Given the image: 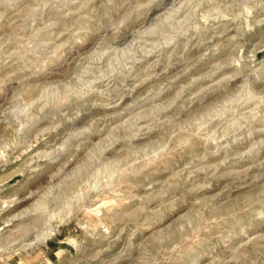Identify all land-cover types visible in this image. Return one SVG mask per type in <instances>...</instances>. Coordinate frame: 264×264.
Masks as SVG:
<instances>
[{"label": "rangeland", "instance_id": "rangeland-1", "mask_svg": "<svg viewBox=\"0 0 264 264\" xmlns=\"http://www.w3.org/2000/svg\"><path fill=\"white\" fill-rule=\"evenodd\" d=\"M0 264H264V0H0Z\"/></svg>", "mask_w": 264, "mask_h": 264}, {"label": "bare ground", "instance_id": "bare-ground-1", "mask_svg": "<svg viewBox=\"0 0 264 264\" xmlns=\"http://www.w3.org/2000/svg\"><path fill=\"white\" fill-rule=\"evenodd\" d=\"M46 232H47V230H46ZM42 233H44V232H42ZM49 233V232H48ZM49 235L48 234H42L41 236H39V234L36 236L37 238H35L36 239V241L37 242H39V241H44L47 237H48ZM35 241V240H34ZM33 241V242H34ZM31 243V242H30ZM34 244H36V243H34ZM33 245V244H32Z\"/></svg>", "mask_w": 264, "mask_h": 264}]
</instances>
